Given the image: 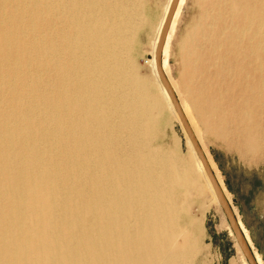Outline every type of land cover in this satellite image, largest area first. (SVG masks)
I'll list each match as a JSON object with an SVG mask.
<instances>
[{"label": "bare ground", "instance_id": "6f19581e", "mask_svg": "<svg viewBox=\"0 0 264 264\" xmlns=\"http://www.w3.org/2000/svg\"><path fill=\"white\" fill-rule=\"evenodd\" d=\"M171 2L153 17L145 0H0V264H194L205 251L192 206L206 216L213 188L187 134L194 164L159 143L168 113L179 119L155 61ZM184 3L162 71L199 146L252 164L264 151V0H209L182 39L176 86ZM144 32L151 76L133 56Z\"/></svg>", "mask_w": 264, "mask_h": 264}, {"label": "rangeland", "instance_id": "374dc122", "mask_svg": "<svg viewBox=\"0 0 264 264\" xmlns=\"http://www.w3.org/2000/svg\"><path fill=\"white\" fill-rule=\"evenodd\" d=\"M145 1L148 5L147 9L153 17L160 16L167 2V0ZM206 1L209 3V0H185L180 12L169 46L167 70L170 81L176 86L180 72L178 60L180 52L178 50L181 51L180 47L186 42L189 34L191 35L196 30L198 23L200 24V21L205 18L208 8ZM222 22L225 23L224 16L218 23ZM148 39V33L144 32L139 42L140 45L136 48L137 50L135 49L133 56L137 53L134 56L135 62L137 61L135 63L137 71L142 75L151 76L150 56L143 52L144 47L149 43ZM179 98L183 100V95L180 94ZM177 120L168 113L161 127L159 143L165 150L174 151L181 159L194 164L192 146L189 145L186 132L179 119ZM199 143L217 182L220 183L230 201L236 221L242 225L248 236L251 251L259 258L260 264H264V151L254 163L246 164L218 146L208 143L202 136L199 137ZM199 177L202 186L206 188L204 179L201 175ZM206 192L210 198V192L207 189ZM192 211L193 216L202 225L201 246L205 248V251L196 258L194 264H247L236 245L218 203L217 205L213 204L211 212L209 211L206 216L199 211L198 205H193ZM221 224L224 225L223 230L220 229Z\"/></svg>", "mask_w": 264, "mask_h": 264}, {"label": "water", "instance_id": "95a60500", "mask_svg": "<svg viewBox=\"0 0 264 264\" xmlns=\"http://www.w3.org/2000/svg\"><path fill=\"white\" fill-rule=\"evenodd\" d=\"M179 0H172L166 20L164 22V25L162 27L158 42H157V46H156V50H155V61H156V68H157V73L159 76V79L164 87V89L166 90L172 105L179 117V120L186 132V134L188 135V137L190 138V141L192 143V146L194 148L195 154L198 157V159L201 162V165L203 167V170L206 174V177L208 179V181L210 182L213 191L215 193L216 196V200L218 202V205L220 207V209L222 210L224 217L226 219V222L229 225L230 231L235 239L236 245L239 249V251L241 252L244 260L246 261L247 264H257L256 260L254 258V255L250 249V246L248 245L242 231L240 230V227L238 226V223L236 221V218L234 216V213L230 207V204L228 203V201L226 200L218 182L216 181V178L208 164V161L206 160V157L204 156V153L202 151V149L200 148L199 144L197 143V141L195 140L191 129L182 113V110L180 108L178 99L174 93V91L172 90L170 83L168 82L167 78L165 77L163 71H162V56H163V47L166 41V37H167V33L171 24V21L173 19L174 13L176 11V8L178 6Z\"/></svg>", "mask_w": 264, "mask_h": 264}]
</instances>
